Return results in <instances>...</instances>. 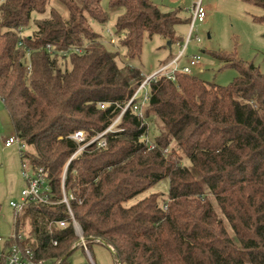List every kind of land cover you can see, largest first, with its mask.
I'll use <instances>...</instances> for the list:
<instances>
[{"label":"trees","instance_id":"16d2710c","mask_svg":"<svg viewBox=\"0 0 264 264\" xmlns=\"http://www.w3.org/2000/svg\"><path fill=\"white\" fill-rule=\"evenodd\" d=\"M51 1L0 0V100L26 146L21 162L44 169L52 201L25 206L9 245L61 264L84 249L65 192L87 247L105 245L115 264H264L260 67L215 52L239 73L227 86L181 72L175 82L162 77L150 85V112L162 124L153 149L143 140L147 125L130 107L103 137L104 147L97 141L72 159L79 144L70 137L83 131L88 142L104 133L145 80L127 61L118 65L120 52L109 50L93 25H106L116 13L117 42L134 60L146 37L178 42L176 27L187 20L182 9L164 11L154 0H109L108 9L105 0H56L59 8H49ZM248 1L264 11V0ZM34 15L43 18L23 36ZM253 20L264 24V12ZM173 142L182 155L170 150ZM164 180L166 196L152 193L130 204Z\"/></svg>","mask_w":264,"mask_h":264},{"label":"rangeland","instance_id":"374dc122","mask_svg":"<svg viewBox=\"0 0 264 264\" xmlns=\"http://www.w3.org/2000/svg\"><path fill=\"white\" fill-rule=\"evenodd\" d=\"M195 0H154L155 4L164 11H174L183 8L182 18L187 22L180 23L176 27L178 42L169 45V41L160 36L146 37L142 55L139 59L127 60L120 44H106L112 52H120L117 63L124 68L125 62L132 67L140 69L144 78L155 73L162 65L177 56L184 47L188 37L190 25L188 20L191 14L186 12ZM109 0L103 3L104 9H108ZM59 8L56 0H52L49 8ZM207 18L204 23H198L192 37V41L183 57V63L188 64L194 55L201 56V65L193 69V75L207 83L220 86L229 85L239 76L237 69L227 66L224 62L212 56V53L226 52L237 57L243 62H254L264 73V24L256 23L255 16H262L263 10L248 0H203ZM49 10V9H48ZM43 16L34 15L30 27L22 31L23 36H30L36 29V21ZM117 19L116 13L110 14V21L106 25L94 24V31L108 39L107 30H113ZM200 39V42H198ZM221 53V54H220ZM224 53V57L227 56ZM226 59H229L227 57ZM147 111L146 125L148 135L146 138L153 141L162 130L160 120ZM146 116V117H147ZM115 129V128H114ZM10 117L0 100V145L11 134L13 135ZM15 136V135H14ZM146 141V139H143ZM177 149L175 142L170 150ZM32 151V150H30ZM179 154L182 152L178 150ZM183 165L190 167L191 163L183 158ZM25 188L22 175L21 158L19 148L14 146L10 154H0V234L10 237L14 230V210L10 206L11 201H19L21 192ZM169 192V182L164 180L152 189L134 199V204L152 193L163 194ZM208 199L213 205L219 219L228 227V223L221 213L215 198L209 194ZM80 239V238H79ZM80 242V241H79ZM115 264L113 253L103 244L90 242L88 252L82 247L77 249L69 258L68 264Z\"/></svg>","mask_w":264,"mask_h":264},{"label":"built area","instance_id":"2783aa9c","mask_svg":"<svg viewBox=\"0 0 264 264\" xmlns=\"http://www.w3.org/2000/svg\"><path fill=\"white\" fill-rule=\"evenodd\" d=\"M186 12L191 14L190 18V30H189V37L180 51V53L174 57L169 63L162 65L155 73L147 76L143 83L136 89L134 95L132 96L129 103L126 105L123 113L117 118V120L102 134L98 135L97 137L93 138L92 140L86 142V135L83 131H78L73 134L70 139L74 140L79 144L78 151L72 157V159L78 156L82 151H84L88 146L95 142H99L100 147H104L106 145L105 140L103 137L113 130L115 125L120 120L121 116L130 108L133 107V110L138 114V116L143 121V124L146 125V116L147 111L150 108V101H151V94H150V85L152 82L158 81V79L162 77H166L169 80L176 81V73L181 72L184 74H193V69L197 68L201 65V56L194 55L189 64L187 66H181L180 61L185 56V53L188 49L192 41L193 34L195 32V28L198 23H204L207 18L206 10L203 7V0H195L192 7L190 9H186ZM108 34V43L116 44L117 38L113 30H107ZM200 42V39H198ZM102 108H105L104 106ZM148 135V134H147ZM146 135V137H147ZM146 139L145 143L148 145L150 149L154 148V143ZM17 146L19 148V155L20 158H23V152L26 150V146L22 144L18 138L15 136L10 137L5 142V147H13ZM22 167V175L23 180L25 182V188L21 192V196L19 201H11L10 206L14 210V230L10 237H4L0 234V260H4V264H61V262L49 261L44 259L37 258L33 249L28 247H21L18 243H13L9 245L10 242L16 241L17 239V231H16V223L18 217L22 214L25 206L30 202H37L41 204L49 205L52 203L51 196L49 194V185L47 179V173L44 169H39L38 171L31 170L27 163L21 162ZM65 179V177H64ZM70 198H73L70 195ZM63 202L67 204L70 217L72 220L73 227L76 231L77 236L80 238V243L83 244L84 250L88 252V247L85 242V237L80 225L74 218V215L69 206V198L67 194L64 192V199ZM60 227H66L67 222H60ZM57 245V243H55ZM92 264L93 261H92Z\"/></svg>","mask_w":264,"mask_h":264},{"label":"crops","instance_id":"0c3cea01","mask_svg":"<svg viewBox=\"0 0 264 264\" xmlns=\"http://www.w3.org/2000/svg\"><path fill=\"white\" fill-rule=\"evenodd\" d=\"M182 10H183V8H182ZM182 13H183V11L181 12V14H180V16L182 17ZM176 57V56H175ZM173 59V58H172ZM171 59V60H172ZM183 59V58H182ZM181 59V61H180V65L181 66H187L188 64H185V63H183L182 60ZM170 60V61H171ZM170 61H168L167 63H169ZM167 63H165V64H167ZM11 121V120H10ZM11 126H12V123H11ZM12 128H13V126H12ZM13 135L11 134L8 138H6L5 140H3V142L1 143V145H0V154H2L3 155V157H4V155H6V153L7 154H10V151L13 149V147H9V148H7V147H5V142H6V140H8L10 137H12V136H14L15 135V131H14V128H13Z\"/></svg>","mask_w":264,"mask_h":264},{"label":"water","instance_id":"95a60500","mask_svg":"<svg viewBox=\"0 0 264 264\" xmlns=\"http://www.w3.org/2000/svg\"><path fill=\"white\" fill-rule=\"evenodd\" d=\"M168 44H169V45H171V43H170V42H169ZM69 254H70V253H69ZM69 254L67 255V257L69 256Z\"/></svg>","mask_w":264,"mask_h":264}]
</instances>
